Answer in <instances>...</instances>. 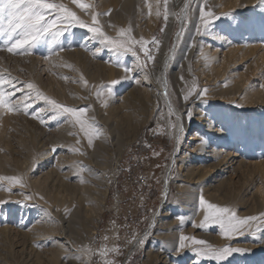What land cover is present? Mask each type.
<instances>
[{"label":"rangeland","instance_id":"rangeland-1","mask_svg":"<svg viewBox=\"0 0 264 264\" xmlns=\"http://www.w3.org/2000/svg\"><path fill=\"white\" fill-rule=\"evenodd\" d=\"M124 1L84 0L92 7L82 11L72 0H54L88 25L96 14L99 26L110 38L123 40L119 32L124 30L136 41L143 39L152 60L145 57L139 44L135 45L137 58L106 46L101 37L79 26L62 35L44 36L27 49L30 54L23 49L13 54L7 47L20 38L23 30L15 28L17 21L7 10L0 11V77L12 78L22 89L12 96L13 103L39 91L62 105L86 108L84 118L99 129L89 146L87 136L71 118L58 115L41 100L29 109L40 119L23 110L10 113L0 108V177L21 178L23 185L0 180V264H42V251L55 250L50 242L45 243L43 230H54V225L59 229L61 217L72 226L68 244L80 247L93 243L87 264H217L203 253L209 247L226 246L241 251L230 254L223 264H264V220L260 219L264 215V3L192 0L184 12L187 0H127L123 7L130 11L125 15L121 7ZM202 7L219 17L210 26V33L203 35L197 32ZM170 14L175 21L164 46ZM54 18V13L48 17ZM173 51L176 58L166 78L168 95L189 123L178 156L188 153L190 135L197 130L196 143L211 138V148L231 150L238 163L233 170L215 179H203L196 186L191 179L208 175L211 168L197 159L191 163L193 171L188 172L186 165L177 162L171 170L167 200L160 204L162 177L175 147L176 128L172 125L177 122L162 104L153 75L163 70L161 56ZM125 68L131 71L126 73ZM113 80L120 81L113 92L105 91L97 98L100 86ZM193 82L203 92L207 90L206 94L197 102H190L191 97L184 101ZM28 83L35 88L28 89ZM5 89L11 90L7 85ZM141 155L147 156L136 173L147 180L142 188L129 183L127 170H133ZM201 196L207 203L235 211L238 218L258 219L242 234L225 239L218 224L204 223L207 210L199 202ZM55 198L66 204L52 206ZM162 205L160 214L164 217L152 227L146 244L139 249L143 250L126 260L124 254L132 238L148 228ZM55 210L62 213L57 217ZM73 210L88 219L80 234L71 218ZM93 215H98V220L91 221ZM25 234L45 238L37 243L38 259L33 257L35 253L31 257L25 250L18 252L20 243L27 244ZM181 236L189 238L183 248L179 247ZM192 238L206 244L195 245ZM150 249L153 251L148 255ZM62 253H58L60 258L68 260L64 264H83L81 256L67 259ZM164 253L171 256L159 262Z\"/></svg>","mask_w":264,"mask_h":264},{"label":"snow or ice","instance_id":"snow-or-ice-1","mask_svg":"<svg viewBox=\"0 0 264 264\" xmlns=\"http://www.w3.org/2000/svg\"><path fill=\"white\" fill-rule=\"evenodd\" d=\"M72 3H74L82 11H86L92 7L91 5L85 3L84 0H72ZM165 3H167V0H165ZM261 3H264V0H261ZM4 10H7L10 15L16 19L17 23L15 28L23 30L20 38L16 39L14 43H11V45L7 47V51L13 54H17L21 49H23L26 54H30L27 52V49L42 39L44 36L49 34L62 35L69 28L79 26L81 28H87L90 33H93L97 37H101V42L103 44L106 46H111L117 52H123L125 54L131 53L133 56L138 58L135 45L139 44L140 49L144 52L145 57L148 60L153 59L150 50L146 47L147 42H145L143 39L136 41L124 30L119 32V36L123 37V40L110 38L99 26V20L97 19L96 14H92V24L88 25L82 21L75 12L71 11L64 4L55 3L54 0H0V11ZM53 13L55 14V18L49 20V15ZM164 18L167 20V14ZM199 19L201 21V25L197 28V32L203 35L210 33V26L216 19H219V17L215 16L212 11H206L202 7L200 9ZM201 29H203V31H201ZM14 30L15 29H13V31ZM153 43H155V41H153ZM205 59H207V57H205ZM124 70L126 73L131 71L127 68ZM125 78H127V76ZM84 83L86 84L87 82L85 81ZM118 83H120L119 80H113L109 85H101L99 90L96 92L97 98L102 97L105 91L111 94L115 88V85ZM5 85H7L11 90H6ZM26 87L28 89H34L35 85L28 83ZM261 87H264V85H261ZM16 91H22V89L17 88L12 78L9 77L5 79L0 77V108H3L10 113L23 110L24 114L33 115V118L40 119L38 114L31 113L29 109L33 107V104L36 100H41L49 105L53 110H55L58 115L71 118V120L74 121V123L78 125L81 131H83L87 136L89 146L92 145L94 137L99 135V129L84 118V114L87 112L86 108L76 109L62 105L55 100L43 95L39 91L35 92V96H33L32 93L21 96L19 101L14 104L12 101V96ZM206 91L207 90H204V92L200 93V95L202 96L206 94ZM194 95H197V86L195 82H193L191 88L186 91L183 99L184 101H188L189 98ZM40 111H43V109ZM191 116L192 113L188 112L187 117L191 119ZM177 121H179V117H177ZM41 122L43 121L41 120ZM172 127L179 128L180 131H183V128L179 125V123L173 124ZM52 150L56 151L55 147ZM0 180H7L14 186H23L21 178L18 177H0ZM199 202L201 205H206L207 214L204 216V223L212 221L218 224L219 227L223 229L222 234L225 239H232L235 236L242 234L245 229H250L251 222L258 219L257 217L253 216L238 218L235 211H232L228 208H220L213 204L207 203L202 196ZM177 219L182 221L183 217H178ZM260 219L264 220V215H262ZM200 227H203V223L200 225ZM188 239L189 238L186 236H181L179 247H185L184 241ZM139 242L143 243L142 240ZM192 243L201 246L206 244L205 241L194 238H192ZM239 251L241 250L231 246L222 248L209 247L206 251H204L203 255L207 258L217 261V264H223V261L227 259L230 254ZM196 254L200 255L201 253L197 252Z\"/></svg>","mask_w":264,"mask_h":264},{"label":"bare ground","instance_id":"bare-ground-1","mask_svg":"<svg viewBox=\"0 0 264 264\" xmlns=\"http://www.w3.org/2000/svg\"><path fill=\"white\" fill-rule=\"evenodd\" d=\"M127 0H125L124 2H122L121 4V7L124 6L125 3ZM192 1V0H187L186 2V5H185V8H184V12L187 11V5L188 3ZM123 10H124V14H129L128 12L130 11L129 9H126L123 7ZM122 12V11H121ZM196 16V15H195ZM183 19L184 17H182L180 19V22H183ZM129 21V19H128ZM175 21L174 19V16L173 14H170V19H169V22L166 26V29H165V36H164V40H163V45L166 46L167 45V42L169 40V36L171 34V30H172V26H173V22ZM131 23V21H129ZM195 23V18L192 20V24L191 25H194ZM197 23V22H196ZM192 32V31H191ZM93 42H90L88 43V46L91 45ZM87 46V45H86ZM97 51V50H96ZM175 54H174V51L171 52L169 55L167 56H161V59H160V62L162 63V66H163V70L161 72H156L154 71V80H155V85H156V88H157V91L159 93V98L160 100L162 101V104H165L170 110L171 112L175 115L176 117V122L179 123L180 126H182L183 128V131H180L179 128H176L174 134H173V137L175 138V147L173 149V153L171 155V159H170V163L166 166L165 170H164V174H163V177H162V191H161V195H160V204H164L167 200V197L169 195V192H170V174H171V170H173V166L174 164H176L177 162L181 163V166H184L186 165V171L189 172V170L193 171L194 169V166H191V163L192 162H196L197 159L203 161L205 164L208 165L209 168H211V170L208 172V175L206 176H198L197 178H194V179H191L192 180V183L195 184L196 186H199L201 184V181L204 179H215L217 176H219V174L221 173H225L229 170H233L234 169V166L238 163V161H235L236 159V155L233 154V152H231V150H228L225 148L224 149H219V150H215L214 148H211V141L210 139L209 140H206V141H202L200 143H196L197 142V136H198V132L197 130H194L193 133L190 135V138H189V141H188V153L187 154H184L182 156H178V148H179V143L180 141L182 140L183 138V135L185 134L186 130L188 129L189 127V123L184 121L182 118V115H181V112L177 109V107L174 105V103L170 100L169 98V95H168V87H167V82H166V78H167V72L168 70H170V67L171 65H173V62L175 60ZM180 60V58H179ZM160 63V64H161ZM173 68V67H172ZM171 68V69H172ZM155 69V68H154ZM200 93H203V90L199 87L197 88V95H194L191 97V99L189 100L190 102H197V101H200L203 99V95L201 96ZM188 102H186L185 104H183L182 106H186ZM181 108V107H180ZM191 108V107H190ZM177 117H179V121H177ZM93 121V120H92ZM207 130L209 131L208 133H210V130H211V127L208 125L207 126ZM207 133V134H208ZM212 133V132H211ZM219 133V132H218ZM101 135V134H100ZM200 135V134H199ZM178 137V139H177ZM100 138V137H99ZM201 138V137H200ZM199 138V139H200ZM204 139V137H203ZM220 139V138H219ZM216 140V139H215ZM199 142V141H198ZM98 144V143H97ZM102 144V143H101ZM215 144V143H214ZM240 144V143H239ZM228 145V144H227ZM93 147V146H92ZM242 148V147H241ZM243 150V148H242ZM243 152V151H241ZM91 155V154H90ZM96 156V155H95ZM239 159V158H238ZM206 165V166H207ZM199 167H202L201 165ZM87 168V167H86ZM207 168V167H206ZM96 170V169H95ZM185 172V171H184ZM93 173V171H92ZM182 173V172H181ZM185 174V173H184ZM187 174V173H186ZM70 176V175H69ZM191 176V174H190ZM193 176V175H192ZM20 177V176H19ZM86 177V176H85ZM183 177V176H182ZM209 177V178H208ZM96 178V177H95ZM188 178V177H187ZM94 179V178H93ZM218 180V179H217ZM95 181V180H94ZM93 181V183H94ZM203 185V184H202ZM88 186V185H87ZM91 186V185H90ZM83 188V187H82ZM86 188V187H85ZM95 188V187H94ZM93 188V189H94ZM89 190V189H88ZM87 190V191H88ZM97 190V189H96ZM91 191H93L91 189ZM84 192V191H83ZM89 192V191H88ZM95 192V191H94ZM99 192V191H97ZM103 192V191H102ZM91 193V192H89ZM82 194V193H81ZM87 195V194H86ZM96 195V193H95ZM45 196V195H44ZM51 197V196H50ZM70 197V196H69ZM80 197H82V195H80ZM45 198V197H44ZM85 198V197H84ZM88 198V197H87ZM43 199V198H42ZM47 199V198H45ZM76 199H79V198H76ZM69 200V199H68ZM83 200V197L82 199ZM86 200V199H85ZM35 201V200H34ZM40 201V200H39ZM49 202V200H47ZM47 202V204H48ZM70 202L71 199H70ZM44 203V202H43ZM46 203V202H45ZM52 203L54 207H62L64 205L65 202H62L60 201V199H53L52 200ZM74 203V202H73ZM79 203V201H78ZM40 204V203H39ZM46 204V205H47ZM66 204V203H65ZM72 204V203H71ZM75 204V203H74ZM38 205V204H37ZM51 205V204H50ZM39 206H42L39 205ZM49 206V204L47 205ZM43 207V206H42ZM51 207V206H49ZM52 207V208H54ZM34 208V206H33ZM39 209V207H37ZM36 208V209H37ZM59 208V209H60ZM81 208V207H80ZM163 208V205L162 206H159L158 208V211L155 213V215H153L151 221H150V224L148 226V228L145 230V232L142 234V235H139L137 237L134 238L133 242L131 243V245L134 247V249L136 248V250H139L143 247V244H144V240L150 235V232H151V229L152 227L161 221V218L164 217L162 216L160 213H161V210ZM35 209V208H34ZM50 209V208H49ZM65 208H63L64 210ZM89 209V208H88ZM41 210V209H40ZM57 210V209H56ZM56 214H57V217L62 213V212H58L56 211ZM66 210V209H65ZM78 210V209H75V211ZM62 211V210H61ZM74 211V210H73ZM72 212V215L71 218H72V221H74V224H75V227L76 225H78V228H77V232H84L85 231V228H84V225L86 224V221L85 220H88L87 218H84V217H81L80 214H78V212ZM43 212V211H42ZM45 212V211H44ZM48 212V211H47ZM53 212V211H52ZM51 213V210L50 212ZM67 213V212H65ZM70 213V212H69ZM100 213V211H99ZM48 215V214H47ZM54 215V213H53ZM52 215V216H53ZM64 215V214H63ZM49 216V215H48ZM70 216V215H69ZM56 217V216H54ZM53 217V218H54ZM70 218V217H69ZM76 219V220H75ZM53 220V219H52ZM56 220V219H55ZM61 224L59 227V229H55V225L52 226L54 227V230H47V229H44L43 231L45 233L42 234V236L44 237H47L45 243H51V245H54L55 246V250H50V252H46L47 250H45V252L42 251L43 254H41V258H42V261L40 263L42 264H64V262H67V261H63L61 258H60V254L58 253H62L64 252L65 253V256H67V259L69 258H74V257H78V256H81L82 257V263H89L90 260H91V256H92V253H93V250H94V245L93 243L89 244V245H84V246H74V245H70L68 244L66 241H67V238L69 237L68 235L71 233L72 229L70 227V224L69 222H66V221H63L62 217L61 219ZM96 221L98 220V215H93V217L91 218V221ZM77 222V223H76ZM94 223V222H92ZM91 224V223H90ZM159 226L162 225V224H158ZM57 226V225H56ZM33 227V226H32ZM163 227V226H162ZM38 228V227H37ZM161 228V227H160ZM163 229V228H162ZM57 232H56V231ZM76 230V228H75ZM30 231V230H29ZM28 231V232H29ZM43 231H39V232H43ZM59 231V233H58ZM74 231V230H73ZM160 231V230H159ZM163 231V230H162ZM31 232V231H30ZM33 232V231H32ZM35 233V232H34ZM55 233V234H53ZM77 233V234H78ZM80 234V233H79ZM27 235L26 237V241H27V244H24L25 247L23 249V244H19V245H22L21 248L19 249L20 246H18V252H21V250H25L27 251V253H29V256L32 257V253H35V256L33 255V257L35 258H39V255L40 253L37 252L38 251V245L37 243L39 241H42V240H45V238H40L35 236L36 234H33V235H29V234H25ZM38 235H41L40 233H38ZM37 235V236H38ZM84 235V233L82 234ZM20 236V235H19ZM35 236V237H34ZM41 236V237H42ZM70 238V237H69ZM82 238V237H81ZM91 238V237H90ZM42 239V240H41ZM56 239V241H55ZM143 241V243H140L139 241ZM22 241V240H21ZM25 241V242H26ZM23 241V243H25ZM80 242V241H79ZM91 242H93V238H91ZM40 243V242H39ZM38 243V244H39ZM42 243V242H41ZM49 243V244H50ZM171 244V243H170ZM42 245V244H41ZM46 245V244H44ZM43 245V246H44ZM13 246V245H12ZM40 246V245H39ZM36 247L37 250H36ZM53 248V246H51ZM173 247V246H171ZM170 247V248H171ZM17 248V247H16ZM42 249V248H41ZM54 249V248H53ZM164 249V248H163ZM176 249V248H175ZM166 249H164L165 251ZM17 251V250H16ZM34 251V252H33ZM153 251V249H150L148 250L147 254L150 255V253ZM24 252V251H23ZM62 253V254H64ZM175 253V252H174ZM58 254V255H57ZM26 255V254H25ZM147 255V256H148ZM64 257V255H61ZM171 255L168 254V253H164V254H160V257H159V262H163L168 260V258L170 257ZM174 258V257H173ZM175 259V258H174ZM40 261V259H39ZM38 261V262H39ZM171 262V261H170ZM3 264V263H2Z\"/></svg>","mask_w":264,"mask_h":264},{"label":"built area","instance_id":"built-area-1","mask_svg":"<svg viewBox=\"0 0 264 264\" xmlns=\"http://www.w3.org/2000/svg\"><path fill=\"white\" fill-rule=\"evenodd\" d=\"M146 155H141L140 157H139V159L138 160H136L135 162H134V164L132 165V168H133V170H131L130 168H127V170L129 171V174H128V180H130L129 181V183L130 184H132L133 186H136V187H145L146 185H147V180H143V179H141V178H139L138 177V175L136 174L137 173V170L141 167V164H140V162L142 161V160H144V159H146ZM131 170V171H130ZM113 193H114V195H115V197H117L118 196V190L116 189V188H114V191H113ZM130 222L132 221L131 219L129 220ZM145 232V230L143 231V233ZM142 233V234H143ZM142 234H140V235H142ZM138 236V235H137ZM136 237V236H135ZM134 237V238H135ZM134 238H132V240L134 239ZM147 239L148 238H146L144 241H145V243L144 244H146V242H147ZM143 250V249H142ZM142 250H136V248L134 249V247L131 245V243H130V245L128 246V249L125 251V254H124V258L127 260V259H129L130 257H132L134 254H138L140 251H142Z\"/></svg>","mask_w":264,"mask_h":264}]
</instances>
